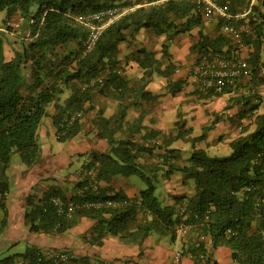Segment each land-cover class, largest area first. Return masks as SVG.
<instances>
[{
	"label": "trees",
	"instance_id": "obj_1",
	"mask_svg": "<svg viewBox=\"0 0 264 264\" xmlns=\"http://www.w3.org/2000/svg\"><path fill=\"white\" fill-rule=\"evenodd\" d=\"M218 1L228 3L232 13L250 11L242 19L213 17L218 18V32L211 36L204 31L207 17L196 0H0V13L6 12L5 18H0V212H3L0 234L9 222L7 201L13 157L18 154L26 165L38 163L43 119L52 116L58 139L66 142L83 130V119L97 108L98 97L114 98L119 101L116 114L108 118L103 108L95 120L99 136L109 142L111 151L91 153L72 197L54 190L39 202L29 198L31 209L26 216L31 220L30 230L62 234L87 217L96 222L88 240L95 245L103 246L105 239L114 237L119 244L142 246L155 234L171 235L179 244L176 251L173 249L176 264H181L184 257L192 264H219L215 255L219 247L229 248L233 264H264V113L258 112L257 91L258 83L263 81L259 73L264 66V0ZM136 4L142 5L109 26L96 47L85 52L88 28L75 20L77 14ZM14 17L23 18L19 28L8 25ZM229 24L242 31L239 42L225 32ZM27 30L30 37L25 34ZM142 30L168 39L194 37L191 48L196 53L197 66L204 59L241 57L244 48L251 47L247 61L252 72L250 89L255 94L250 97L254 103L240 114H251L253 122L244 126L241 135L231 142L229 155L211 156L205 148L194 145L188 162L184 156L182 162L176 161L169 152L177 149L170 146L193 132L181 111L174 123L175 133L163 137L160 131L149 130L143 124L147 111L135 122L127 123L132 108H140L159 96H178L189 84L188 78L177 77L181 66L173 59L169 43L161 44L160 56L159 50L153 49V40L151 46L141 43L138 34ZM122 44L135 48L123 57ZM131 63L142 71L140 78L126 75ZM155 77L165 81L161 92L148 88ZM240 86L241 82L236 89ZM232 90L235 89L223 92L210 89L204 93L220 96ZM54 105L59 109L52 114L50 107ZM219 117L204 131L217 123ZM129 131L145 134L140 139L117 138L119 133L126 135ZM204 134L193 141L198 142ZM156 149L166 152L157 154ZM146 154L154 156L156 162L144 166L141 160ZM89 169L95 171L101 186L98 193L81 195L78 191L90 180L86 174ZM161 170L167 176L179 171L185 180L193 179L194 193L164 205L149 175H157ZM133 174H140L148 183L135 197L124 191L111 193L110 186H102L112 184L116 177ZM53 197L75 200L82 207L72 216L60 215L52 203ZM106 200L117 205L83 206L85 202ZM183 204L187 206L186 219L180 210ZM182 223L188 227L186 236H181L177 229ZM39 252L43 251L31 247L25 253L0 260V264H12L18 257H34ZM67 252L74 257L60 264H116V260L120 264H142L119 257L106 263Z\"/></svg>",
	"mask_w": 264,
	"mask_h": 264
},
{
	"label": "crops",
	"instance_id": "obj_2",
	"mask_svg": "<svg viewBox=\"0 0 264 264\" xmlns=\"http://www.w3.org/2000/svg\"><path fill=\"white\" fill-rule=\"evenodd\" d=\"M252 1L253 3L256 2V0ZM204 31L211 36L216 35L218 32V18H205ZM138 37L141 39V43L143 41L144 45H150L149 43H152L153 40V49L159 50L158 55L160 56L162 55L161 44L163 42H168L169 51L172 54L173 59L182 64V60L187 59V57L190 58L196 54L191 48L195 43L192 36L182 35L173 39H168L167 36L156 37L151 30H142L138 34ZM179 44H184V49ZM121 48L125 49L122 54L124 57L127 54H130L135 46L129 48L128 45L122 44ZM251 50V47L246 46L243 52L240 53V56L247 60V58L250 57ZM186 52H189V54H186ZM131 65L133 68L129 66L126 75L130 77L136 75L140 78L143 75L142 71L139 70L136 63H131ZM188 65H190V67L186 66L183 69H190L189 72L183 73L184 75L179 72L177 74V77L188 78L189 81V84L181 94L178 96H159L153 101L144 102L140 108H132L129 111L127 123L131 124L135 122L142 112L147 111L143 124L149 127V130L160 131L164 134L161 135L163 137L165 135H170L175 131L174 123L178 119L179 111H181L186 119L187 127H193V132L190 135L195 134V136H192L191 139L201 137L205 133L203 139H207L209 143L211 141H220L231 148V142L241 135L243 127L253 122L251 114L248 113L245 116L244 114H240L243 113L244 110L248 111V108L254 103V99L250 97L252 94L249 93V89L252 87V75L250 77H245L240 81L241 86L239 89L232 90L231 92L220 96H213L206 94L208 91L206 92L199 85V77L196 74V71H194L195 69L193 70L194 67L191 69V63H188ZM259 76L262 77L263 81L261 79L262 83H258L257 85V91L260 98V108L258 112L264 113V66L261 67ZM164 83L165 81L162 78L155 77L148 85V88L155 93L161 92V84ZM185 95L191 98L196 97V101H183L185 100L183 97V99H176ZM96 102L97 108L90 111L83 119V130L75 138L66 141L71 145L67 151L64 149L63 151L54 152L52 146L48 144V129L41 126L39 133L42 143V154L38 163L34 165H26L23 162L12 163L9 169L11 188L7 201L9 222L2 234H0V239L9 236L7 242L8 246L13 247L15 245L17 239L20 238L18 237V235L21 234L20 232L27 233L29 230L27 229L29 227L27 220L30 218L26 216L31 209L28 204L29 198L33 199L35 202H39L54 190L63 193L67 197H72L76 193V185H78V182L82 178L81 172L83 171V165L90 160L91 153L111 151L109 142L99 136L95 120L100 109L103 108L105 109L104 116L110 118L115 115L119 101L114 98L98 97ZM60 105L64 106L63 102H61ZM185 105L187 106V109H185ZM58 109L59 108L55 105L50 107L52 114L58 112ZM217 115L220 116L218 122L207 131H204L206 127L211 126L214 123ZM194 117L196 118L193 119ZM126 134L127 135L119 133L117 138L124 139V137H135L136 139H140L145 133L129 131ZM203 139L201 138L199 140ZM174 143H172L170 149L175 148ZM196 147L200 148L197 145ZM175 149L177 150L174 153H169L175 157L174 159L176 161L182 162L184 159L182 149L180 147ZM155 151L157 154L166 152L165 150L158 151L157 149ZM77 154H84V157L79 165L73 168V158ZM146 155L150 161L146 160L147 163H142L144 166L156 162V159L153 158L154 156L151 157L149 154ZM184 157L186 158V156ZM161 171L163 172L162 174L166 176L165 171ZM160 173L161 172H158V177ZM168 180L172 193H175V195H172V201L168 205L176 203L177 197L192 195L195 191V188H185L187 187V180L184 179L183 174L179 171L173 172L168 177ZM103 185L110 186L112 188L111 193L124 191L129 197H135L140 191L133 183H131L130 176H119L116 177L112 184L106 185L103 183L102 186ZM1 219L2 216L0 214V220ZM95 224L96 222L94 220L83 217L78 224L66 233H36L30 231V235L40 234L42 238L40 240H34L33 245L29 246L27 250L32 247L43 252L61 250L70 251L76 254L78 258L90 256L93 260L100 259L106 263L114 261L117 257L125 261H137L142 264H176L177 262L175 251L173 249L164 248L161 245L154 246L152 241L155 239L152 237L146 240L142 246L119 244L118 240L114 237L105 239L103 246L92 244L88 240L90 239L89 235ZM114 243L118 244L117 248H113ZM215 255L219 264H233L229 248L219 247L216 250ZM10 256L14 255H7L3 258L0 257V260ZM120 263L121 261H116V264ZM181 264H192V261L189 258L184 257L181 260Z\"/></svg>",
	"mask_w": 264,
	"mask_h": 264
},
{
	"label": "built area",
	"instance_id": "obj_3",
	"mask_svg": "<svg viewBox=\"0 0 264 264\" xmlns=\"http://www.w3.org/2000/svg\"><path fill=\"white\" fill-rule=\"evenodd\" d=\"M196 1L199 5H202V11L208 19L219 15L228 19H242L247 16L250 11V9H246L237 13H232L228 3H221L218 0ZM141 5L142 4L123 7L115 6L87 14H77L75 16V20L88 28V36L85 42V52H90L96 47L101 36L109 26L118 21L125 14L135 11ZM22 21V17H15L8 22V25L14 28H19L22 24ZM225 32L234 35V38L238 40V42L240 41L242 31L236 28L234 25H226ZM25 34L27 37H30V30H27ZM196 68V74L199 77V85L204 90L212 89L215 92H223L227 88L236 89L239 82L243 78L250 77L252 75L249 62L241 57L222 59L217 57L213 61L204 59ZM249 93L253 95L255 94V90L249 89ZM86 174L89 176L90 180L86 185L81 187L78 193L81 195H86L87 192L98 193L101 182L97 179L95 171L93 169H89L86 171ZM52 203L56 206V209L60 215L63 214L72 216L77 211V209L82 207L81 205L77 204L75 200H65L59 197H53ZM116 205V202L113 200H106L99 202H85L83 206L100 208L115 207ZM186 207L187 206L185 204L180 207L181 213L184 214L183 219L187 218ZM177 229L181 236H186L188 233V227H186V225L183 223L180 224ZM72 257H74V255L67 251H46L41 253L39 252L34 257H18L12 264H60L67 262ZM179 259L180 253L177 252V260Z\"/></svg>",
	"mask_w": 264,
	"mask_h": 264
},
{
	"label": "rangeland",
	"instance_id": "obj_4",
	"mask_svg": "<svg viewBox=\"0 0 264 264\" xmlns=\"http://www.w3.org/2000/svg\"><path fill=\"white\" fill-rule=\"evenodd\" d=\"M5 16H6V12L0 13L1 19L5 18ZM194 40H195V38H194ZM149 44L151 46V43H149ZM180 46L185 47L184 44H181ZM184 47H183V49H184ZM188 48H189V46H188ZM186 54H189V52H186ZM196 60H197V56H196V54H194V56H191L190 58L187 57V59L182 60L183 64L181 62L177 61V63L181 66V68H179V73H182V75H184L183 73H187L190 71V69H183L186 66L190 67V65H188V63L189 64L191 63V69L194 67L195 68L194 71H197ZM186 63H187V65H186ZM182 97L185 98V100H183V101H190V100L196 101V97L191 98V97H187L186 95L180 96L176 99L177 100L183 99ZM169 99H171V98H169ZM185 109H187L186 105H185ZM195 118L196 117H194L193 119H195ZM41 126L48 129V132H49L48 144H50L52 146V149L54 152L63 151L64 149L67 151L68 148L71 147V145L69 143H67L65 141H61L60 139H58V137L56 135V125L54 122V118L52 116L45 117L43 119ZM192 136H195V134H192V135L187 136V137H182L179 140H176L174 143L175 148L180 147L182 149L183 155L186 156L185 162H188V160L190 159L194 145H197L200 148H205L207 150L208 154L211 156H226V155H229L232 151V149L228 145H226L225 143H222L220 141H216V142L211 141L209 143V141L207 139L202 138L203 140H199L198 142H195V141H193V139H191ZM83 157H84V154H77L74 156L73 168H75L76 166L79 165V163L81 162ZM146 160H148L147 157L142 158L141 163H147ZM148 161H150V160H148ZM22 162L23 161L21 160V157L18 154L13 157V163L14 164L15 163H22ZM162 173L163 172L161 171V173L159 174V177L157 175H154V174H149V175L153 178L155 184L157 185V191H156L157 196L159 197V199L161 200V202L164 205H168L172 201V195L173 194L175 195V193H172L171 188L169 186V182H168L169 176H167V175L164 176ZM147 174H148V172H147ZM130 181L139 190H144L148 187L147 181L145 179H143V177H141L140 174L131 175ZM186 186H187V187H185L186 189L195 188V181L193 179L188 180ZM173 191H176V190H173ZM177 191H178V189H177ZM0 214L3 217V212H0ZM27 224L29 225V227L27 228V229H29L28 232L27 233L26 232H24V233L20 232L21 234L18 235V237H20V238L17 239V242L15 243V245L13 247L7 245L9 236L7 238L4 237V238L0 239V257L1 258L5 257L7 255L17 256L20 253H24L29 246L33 245L34 240H40L42 238L40 236V234L30 235V231H31L30 230V226H31V220L30 219L27 220ZM152 238L155 239L152 241L154 246L161 245L164 248L175 249V251H176V247H177L178 243L172 239L171 235L159 237L158 234H155ZM111 245H112V243H111ZM113 246H114L113 248H117L118 244L114 243ZM178 246H179V244H178Z\"/></svg>",
	"mask_w": 264,
	"mask_h": 264
}]
</instances>
